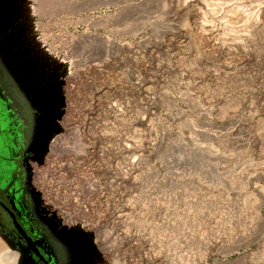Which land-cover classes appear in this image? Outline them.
<instances>
[{
    "label": "rangeland",
    "instance_id": "374dc122",
    "mask_svg": "<svg viewBox=\"0 0 264 264\" xmlns=\"http://www.w3.org/2000/svg\"><path fill=\"white\" fill-rule=\"evenodd\" d=\"M6 1L61 102L31 189L62 263L264 264V0Z\"/></svg>",
    "mask_w": 264,
    "mask_h": 264
},
{
    "label": "flooded vegetation",
    "instance_id": "af4514ba",
    "mask_svg": "<svg viewBox=\"0 0 264 264\" xmlns=\"http://www.w3.org/2000/svg\"><path fill=\"white\" fill-rule=\"evenodd\" d=\"M7 2L0 0V229L31 264H63L57 247L66 236L39 214L31 189L35 167L45 159L56 125L55 120L45 124L43 117L50 111L53 120L61 102L50 105L44 98L49 87L57 92L56 83L42 85L25 78V60L16 56L23 51H12L3 33Z\"/></svg>",
    "mask_w": 264,
    "mask_h": 264
},
{
    "label": "bare ground",
    "instance_id": "6f19581e",
    "mask_svg": "<svg viewBox=\"0 0 264 264\" xmlns=\"http://www.w3.org/2000/svg\"><path fill=\"white\" fill-rule=\"evenodd\" d=\"M8 248L3 239L0 238V264H17V253Z\"/></svg>",
    "mask_w": 264,
    "mask_h": 264
},
{
    "label": "water",
    "instance_id": "95a60500",
    "mask_svg": "<svg viewBox=\"0 0 264 264\" xmlns=\"http://www.w3.org/2000/svg\"><path fill=\"white\" fill-rule=\"evenodd\" d=\"M3 234H4V233H3ZM4 236H6V237H7L8 235H7V234H6V235L4 234Z\"/></svg>",
    "mask_w": 264,
    "mask_h": 264
}]
</instances>
